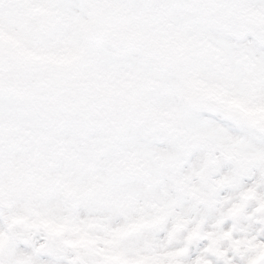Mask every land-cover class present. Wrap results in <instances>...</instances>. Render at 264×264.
I'll return each instance as SVG.
<instances>
[{
	"label": "clouds",
	"instance_id": "clouds-1",
	"mask_svg": "<svg viewBox=\"0 0 264 264\" xmlns=\"http://www.w3.org/2000/svg\"><path fill=\"white\" fill-rule=\"evenodd\" d=\"M0 264H264V0H0Z\"/></svg>",
	"mask_w": 264,
	"mask_h": 264
}]
</instances>
